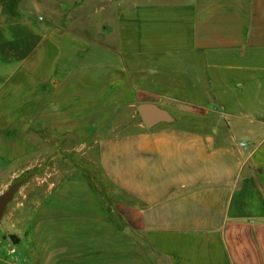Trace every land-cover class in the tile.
<instances>
[{
	"label": "crops",
	"instance_id": "obj_1",
	"mask_svg": "<svg viewBox=\"0 0 264 264\" xmlns=\"http://www.w3.org/2000/svg\"><path fill=\"white\" fill-rule=\"evenodd\" d=\"M10 11L0 178L94 140L121 196L110 210L75 173L16 203L0 264H157L144 241L168 264H264V0L137 6L113 43ZM140 103L179 117L147 129Z\"/></svg>",
	"mask_w": 264,
	"mask_h": 264
},
{
	"label": "rangeland",
	"instance_id": "obj_2",
	"mask_svg": "<svg viewBox=\"0 0 264 264\" xmlns=\"http://www.w3.org/2000/svg\"><path fill=\"white\" fill-rule=\"evenodd\" d=\"M12 16L24 18L41 17L42 23H56L62 27L80 30L89 37L103 42H116L115 30L136 28V7L148 4H163L174 0H2ZM174 117L179 114L169 111ZM139 118V116H138ZM140 119V118H139ZM141 121V119H140ZM88 147L50 145L46 147L44 162L28 164L21 176L15 179L0 178V194L11 185L19 183L12 200L0 221V237L8 234L11 223L7 213L23 201L27 209L33 210L38 200L45 196L44 190L59 179L75 173H83L96 187L102 200L111 210L121 195L106 178L98 164V147L94 140ZM90 142V141H89ZM55 150V156H53ZM59 151V152H58ZM28 194V198L25 196ZM10 231V230H9ZM145 248L157 264H168V260L153 252L144 241Z\"/></svg>",
	"mask_w": 264,
	"mask_h": 264
},
{
	"label": "water",
	"instance_id": "obj_3",
	"mask_svg": "<svg viewBox=\"0 0 264 264\" xmlns=\"http://www.w3.org/2000/svg\"><path fill=\"white\" fill-rule=\"evenodd\" d=\"M136 110L147 129H152L162 123L170 124L175 121V118L168 110L153 103H140L136 106ZM18 185L19 183L13 184L5 192L0 194V221Z\"/></svg>",
	"mask_w": 264,
	"mask_h": 264
},
{
	"label": "trees",
	"instance_id": "obj_4",
	"mask_svg": "<svg viewBox=\"0 0 264 264\" xmlns=\"http://www.w3.org/2000/svg\"><path fill=\"white\" fill-rule=\"evenodd\" d=\"M140 118V117H139ZM10 238L12 239V241L16 242L18 241V238L15 235H10Z\"/></svg>",
	"mask_w": 264,
	"mask_h": 264
}]
</instances>
